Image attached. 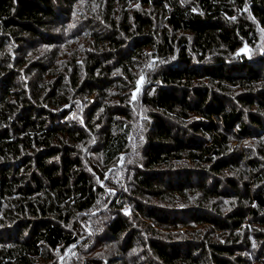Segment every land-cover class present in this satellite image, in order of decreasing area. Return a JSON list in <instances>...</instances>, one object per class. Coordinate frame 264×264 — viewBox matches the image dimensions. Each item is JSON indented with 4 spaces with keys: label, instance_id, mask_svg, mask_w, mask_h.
<instances>
[{
    "label": "trees",
    "instance_id": "1",
    "mask_svg": "<svg viewBox=\"0 0 264 264\" xmlns=\"http://www.w3.org/2000/svg\"><path fill=\"white\" fill-rule=\"evenodd\" d=\"M79 1L0 0V264H264V0Z\"/></svg>",
    "mask_w": 264,
    "mask_h": 264
},
{
    "label": "rangeland",
    "instance_id": "2",
    "mask_svg": "<svg viewBox=\"0 0 264 264\" xmlns=\"http://www.w3.org/2000/svg\"><path fill=\"white\" fill-rule=\"evenodd\" d=\"M94 5H95V0H80L76 5V12H78L79 14H82V15H86L89 10L93 9L94 8ZM81 17H78L77 15L75 16V19H80ZM100 21V20H98ZM77 46V45H76ZM75 46V47H76ZM264 46V43L260 46V47H263ZM153 55H151V57L149 59L152 58ZM144 80H141L136 89L134 90V95H133V99L136 100L138 98V95L139 93L141 92V89H142V84H143ZM89 100H92V98H87ZM86 99V100H87ZM85 101L84 100H81L80 101V106L81 107H84L85 106ZM235 146H237V144H235ZM230 174H233V173H230ZM104 202H103V206H104ZM117 244L116 243H112L111 245H105L104 247L100 248V252H105V253H115L117 251ZM114 249V250H113Z\"/></svg>",
    "mask_w": 264,
    "mask_h": 264
}]
</instances>
